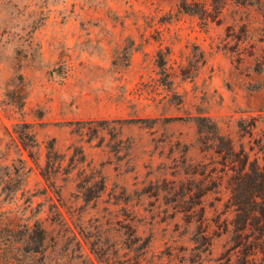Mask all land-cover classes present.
<instances>
[{
  "label": "rangeland",
  "instance_id": "374dc122",
  "mask_svg": "<svg viewBox=\"0 0 264 264\" xmlns=\"http://www.w3.org/2000/svg\"><path fill=\"white\" fill-rule=\"evenodd\" d=\"M195 116L264 166V0H0V213L44 264H242Z\"/></svg>",
  "mask_w": 264,
  "mask_h": 264
},
{
  "label": "trees",
  "instance_id": "16d2710c",
  "mask_svg": "<svg viewBox=\"0 0 264 264\" xmlns=\"http://www.w3.org/2000/svg\"><path fill=\"white\" fill-rule=\"evenodd\" d=\"M259 4L263 3L259 1ZM182 9L205 20L209 18L207 9L199 8L198 4L182 6ZM158 67L163 78L168 79L166 61L162 56ZM170 84V80L163 83ZM193 120L197 125L199 149L206 155L212 154L200 169L188 170L191 176L202 178L194 195L203 197L219 190L226 180L228 207L234 214L231 222L233 249L243 255L242 264H264V166H260L257 159L251 160L249 152L242 147L237 150L209 118L195 116ZM24 140H27L26 136ZM48 149L50 152L51 146ZM40 175L49 181L54 171L47 166ZM48 240L51 241L39 222L32 225L20 223L0 213V264H44Z\"/></svg>",
  "mask_w": 264,
  "mask_h": 264
}]
</instances>
